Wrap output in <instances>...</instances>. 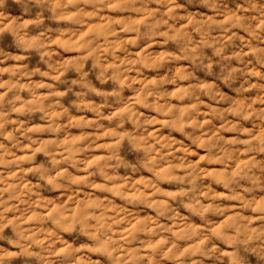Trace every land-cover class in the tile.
Here are the masks:
<instances>
[{"label":"clouds","instance_id":"9594fccd","mask_svg":"<svg viewBox=\"0 0 264 264\" xmlns=\"http://www.w3.org/2000/svg\"><path fill=\"white\" fill-rule=\"evenodd\" d=\"M0 264H264V0H0Z\"/></svg>","mask_w":264,"mask_h":264}]
</instances>
